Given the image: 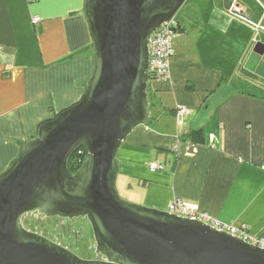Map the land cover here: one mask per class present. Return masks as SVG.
<instances>
[{"label":"crops","instance_id":"crops-1","mask_svg":"<svg viewBox=\"0 0 264 264\" xmlns=\"http://www.w3.org/2000/svg\"><path fill=\"white\" fill-rule=\"evenodd\" d=\"M254 1L262 9L239 3L264 23V0ZM176 19L171 81H149L152 116L119 146L116 184L131 202L167 210L181 198L264 236V62L251 54L264 32L222 0H187ZM93 70L85 0H0V173L43 122L81 100ZM179 105L191 112L181 120Z\"/></svg>","mask_w":264,"mask_h":264},{"label":"water","instance_id":"water-1","mask_svg":"<svg viewBox=\"0 0 264 264\" xmlns=\"http://www.w3.org/2000/svg\"><path fill=\"white\" fill-rule=\"evenodd\" d=\"M186 1L85 0L94 70L81 100L43 122L0 173V264H264V248L117 189V150L152 116L149 37ZM254 51L263 55L264 43ZM82 147L87 155L74 173L70 160ZM31 213L86 218L102 258L83 259L27 229Z\"/></svg>","mask_w":264,"mask_h":264},{"label":"built area","instance_id":"built-area-1","mask_svg":"<svg viewBox=\"0 0 264 264\" xmlns=\"http://www.w3.org/2000/svg\"><path fill=\"white\" fill-rule=\"evenodd\" d=\"M229 2L231 5L227 12L232 18L249 23L256 32H264V23H255L248 19L245 15L243 6L239 3V0H229ZM40 20V16H35L33 18L34 23H38ZM179 35V22L176 17L163 23L150 35L148 40L150 80L158 82L171 81V60L176 53L174 43ZM190 113V109L185 105H179L177 107L176 116L178 120H181L184 116H187ZM172 151L177 157L180 155V150L177 145L172 147ZM79 153H82V151L79 150ZM159 168H162V165L159 163H154L152 165L153 170H157ZM166 211L181 217L199 220L218 230L226 231L232 235L242 238L246 242L264 248V236H258L251 233L246 224L235 226L233 223L222 221L211 216L209 213L199 210V208L184 202L181 198H174L170 202ZM26 228L47 237V233L43 231H37L31 227ZM53 230L54 231L52 233L54 235L59 231L58 222Z\"/></svg>","mask_w":264,"mask_h":264},{"label":"rangeland","instance_id":"rangeland-1","mask_svg":"<svg viewBox=\"0 0 264 264\" xmlns=\"http://www.w3.org/2000/svg\"><path fill=\"white\" fill-rule=\"evenodd\" d=\"M223 1V0H222ZM262 1V0H261ZM254 2V5L256 6V9H262V6L257 2ZM264 3V2H263ZM261 39V37H260ZM258 39V41H262ZM255 42V44L257 43ZM255 44L252 46L251 54L253 56V60H256L257 63L264 62V55L260 56L253 52ZM264 79V78H263ZM247 89H252V83H246ZM256 90V88H254ZM117 189L119 191V194L121 197L126 199L124 195L122 194L120 187L117 186ZM23 224L25 227H31L32 229H35L37 231H43L47 233V231H53L54 227L57 224V221H54L53 218H45L43 215H39L37 213H31L26 215L23 218ZM64 223V222H62ZM71 230H77L79 233H81V238L78 243V247L75 249V252L78 256H80L83 259L86 260H94L97 257L96 254V248H95V239L93 234V228L90 222L86 218H77L72 224H70Z\"/></svg>","mask_w":264,"mask_h":264},{"label":"flooded vegetation","instance_id":"flooded-vegetation-1","mask_svg":"<svg viewBox=\"0 0 264 264\" xmlns=\"http://www.w3.org/2000/svg\"><path fill=\"white\" fill-rule=\"evenodd\" d=\"M53 219L54 221L58 222L59 231L55 235L52 233L54 230L48 231L47 237L76 253L75 249L78 247V243L81 238V233H79L77 230H71L70 227V224H72L76 219L74 221L68 220L65 223H62L64 221L63 218L53 217ZM96 258L101 259L102 257L98 256Z\"/></svg>","mask_w":264,"mask_h":264},{"label":"trees","instance_id":"trees-1","mask_svg":"<svg viewBox=\"0 0 264 264\" xmlns=\"http://www.w3.org/2000/svg\"><path fill=\"white\" fill-rule=\"evenodd\" d=\"M180 32V30H179ZM80 151H82V153H79L76 152L71 160H70V168L71 170L75 173L79 170V168L81 167L82 163H83V160L85 159L86 155H87V152H86V149L84 147H82L80 149Z\"/></svg>","mask_w":264,"mask_h":264}]
</instances>
